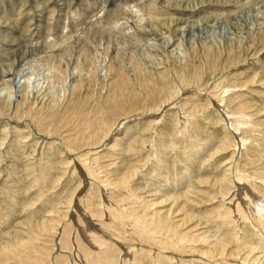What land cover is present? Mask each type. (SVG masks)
Returning <instances> with one entry per match:
<instances>
[{
    "label": "rangeland",
    "instance_id": "obj_1",
    "mask_svg": "<svg viewBox=\"0 0 264 264\" xmlns=\"http://www.w3.org/2000/svg\"><path fill=\"white\" fill-rule=\"evenodd\" d=\"M84 50L85 52H83ZM82 56L85 57V60H83ZM94 63L98 67H95L96 65ZM90 65L95 67V69L92 70L88 68ZM25 77H30V80L28 86H26L27 92L29 91L27 95L28 100H26L22 107V112L24 113H20L21 115L15 113L13 101L10 103L12 105H9L8 108L0 112V122H2L0 123V245L11 238L7 233L10 230L9 226L28 217V212L30 211L25 208V206L28 205L26 203L30 201L32 197H36L32 194L33 192L31 193L28 189L26 190L28 185L22 186L18 181L19 176L25 175V173L27 174V179H30V175L27 173L30 171V169H28L30 166H35V164L41 165L44 161L49 159L50 162H54L56 168L58 167L54 173L56 172L57 175L58 173L61 175L62 172H64V177L62 179L66 182V186L68 185L65 187L66 191L62 196L57 195L58 197H56V200L52 197L49 202L50 204H53L54 201L61 205L64 204L61 200L65 201L69 196L73 183L76 181V178L73 179L74 181L69 179V175H71L69 169L72 168L76 159L74 157L75 155L72 154L74 151L68 153L62 141L69 133L79 132L81 123L83 124L84 121L90 122L94 119L93 122L91 121V126L98 129L101 123L99 125H95V123L101 120H109V124L111 125L109 128L110 131H107V139L104 138V142L99 144L100 147L97 148V150L99 149L98 151L102 149V152L105 153L104 158H108V150L110 151V157L108 159L111 160H107L106 163L119 160L117 159V155H119L116 153L118 151L117 148L119 149L126 145L128 141L130 142L137 132L148 134V141L145 144V148L139 153L143 157L148 155L146 163L144 164L145 166H141L138 170V174L142 171L141 175H137V180H140L138 182H141L142 186L144 185L143 183L149 180V184L157 182L154 181V179H156L155 177L150 178L152 173L148 172L151 168L150 165H153V162L158 156L157 150L163 152V158L165 160L164 162L162 161L163 164L161 168H155V174L157 177L158 173L159 175L164 174L170 176L172 177L171 182L179 178V172L184 170L186 164L190 162L186 161V159L188 160L196 154L195 164H192L191 167L196 169L197 172L200 171L198 174L203 173L205 176L223 173L224 169L228 166L224 163V159H227L234 150L237 152L236 155L234 154L233 158L235 163L233 162V168H231V170L233 169L231 171L232 176H234L233 174L237 164L240 165V167L242 165V169L244 170H241L242 173L249 172L250 175L252 174V177L256 172H259L260 168L262 169L264 167V0H0V89L5 86L4 90L2 89L3 92H0V97H4L5 93L7 94L9 89H6V85H10L15 90V98L18 100V95L20 94L18 89L20 85L25 84ZM74 80L80 82V85L76 89L71 88V83ZM141 81H143L142 85L140 83ZM234 81L235 83H233ZM133 90L134 92H132ZM213 90L216 92L215 94ZM218 91L219 94L217 93ZM229 92L232 94L231 99H229L230 101L227 99V95H230ZM168 93L170 95H168ZM221 93H223L222 96L220 95ZM52 96L54 97L51 101L49 98ZM185 97L188 100H186ZM15 98L14 103L16 102ZM220 98L226 100V102H221L222 100ZM30 101H34L35 107L45 106L48 105L47 103L49 101H51V103L54 101L56 105L51 109V113L57 118L61 116L59 123L57 120H54V122L51 120L54 124L43 123L39 125L35 123L36 121H32V117L27 115L25 111L26 107L29 108V106L33 104ZM183 101H185V103ZM218 101L223 104L221 105ZM241 101L243 105L246 104L243 106V111L244 113L246 112V116L247 114L248 116L245 118V124H247L243 125L244 122L243 124L240 122L243 127L239 124L240 131H238L231 127L233 121L231 120L232 118H230L231 115L229 111H234L233 108H236V104ZM190 103H192V106ZM230 103H234V106ZM247 103L249 106H247ZM156 105H158V107ZM196 107L204 113L202 114L199 109L195 111ZM171 108L173 109L171 110ZM150 110L154 111L150 112ZM193 110L195 114H193ZM206 110L212 113L210 112L211 114L207 115L209 112ZM15 115L18 116L15 117ZM97 115H99V118H94ZM17 119L18 121H16ZM182 120H186L187 122L184 121V123ZM253 120L256 121H254L256 124H254ZM174 122H176L177 125ZM259 124V129L255 128L259 126ZM10 125H14L15 127H11ZM36 125L38 126L36 127ZM181 125H183V127ZM247 125L251 128L253 126V130ZM9 126L11 129H9ZM22 127L24 129H21ZM25 128L27 130H25ZM56 128H58V131ZM222 128L226 129V131L223 132L224 129L222 130ZM227 128H229V131L231 130L230 132L233 131L236 136L234 133L228 132ZM86 130L87 132H91L92 128L89 131L88 129ZM153 131L154 134H152ZM188 131H191V133ZM257 131L259 133L261 131L260 135ZM173 132H175V134ZM5 133L8 136H6ZM11 133L17 136L15 137V135ZM115 133L118 136L115 135ZM250 133L251 135H249ZM188 134L191 135L189 136ZM255 134L256 136H254ZM54 135H56V137H54ZM59 135L60 138H58ZM209 135L212 136V138L209 137ZM217 135L221 136L218 137ZM257 135H259V137ZM121 136L124 138H121ZM181 136L183 137L181 138ZM230 136L231 138H229ZM243 136L245 140L246 138L248 140H246L247 145H244L241 141V139L244 138ZM114 137H117V140L114 141ZM25 138L26 140L24 141L23 139ZM118 138L120 140H125L120 141ZM40 141L42 146L38 143ZM207 142H210L211 145ZM235 142L237 143L235 144ZM15 143L16 145H14ZM122 143L124 145H122ZM218 143L223 146L218 145ZM116 144H118V146H116L117 148L115 147ZM215 144L216 146L223 147V149L219 151L220 153L218 152L214 158L209 159L208 157L210 156L208 152L215 148ZM248 144L251 147L246 151V147H249ZM191 145H193V147ZM233 145L234 147H232ZM35 146L36 148H34ZM54 146L57 148L52 150L51 148H54ZM202 146H205V149L203 147V150H199ZM235 146H239L238 149H236L237 147L235 148ZM253 147L255 150L252 149ZM172 148L173 150L171 151ZM146 149L149 150V154L146 153ZM241 151H243V153ZM254 153L256 154L255 156ZM35 155L36 157H34ZM125 155V161L130 162L133 157L127 156V153ZM248 155H253V157L257 158H255L256 161H254L253 164H246L247 157L245 156ZM250 156H248V160L252 158V156L251 158ZM121 157L122 156H120V158ZM178 157L183 162L180 161ZM41 159L43 161H41ZM71 159L73 160L71 161ZM236 159L238 160L236 161ZM35 160H37L36 163ZM64 160L71 161L69 164L70 168H67L66 172L64 169L66 167ZM165 161H168L169 164H166ZM256 164L260 166L257 167ZM112 166H114V164ZM143 169H145L146 172H144L145 170ZM83 170V167L77 169V174L81 176L82 179L84 178L82 176ZM251 171H253V173ZM9 173H13V175ZM143 173L145 176L142 175ZM78 175L76 176L79 177ZM193 178L195 179V176H192V181L194 180ZM254 179L257 182L259 181L258 178H253V180ZM249 180L240 181L242 184L240 187L232 185L229 193L230 195L225 196V202L229 201L231 198H235L234 202L232 201L233 204L231 202L222 205L221 200L224 198L221 195H217L214 200L210 198L209 201L203 197L204 200L202 199L199 205L195 207V210L201 213L202 217L204 216L202 219L203 222L201 223L202 227L199 231L206 230V226L211 227V229L218 228L216 231L222 228V226H214L216 221H221L215 219L213 216H215L217 212H222L224 208L236 206V203L244 198L246 190H252V187H250L251 184H249L252 178ZM260 182L262 181H259V183ZM156 184L157 183H155V185ZM182 185H185V183ZM69 186H71V188ZM82 186L84 188L86 187L87 191L90 190V187L84 186L83 183L81 187ZM261 186H263V188ZM260 187L264 189V184H261ZM61 188H64V186L59 184L54 188L55 190L53 189V192H59ZM233 189L234 191H232ZM106 190L107 189H104V187L100 190V195L103 198H106V194L109 192H106ZM213 190L216 191L217 189L214 187ZM77 192L78 190H76V194ZM77 199L78 197H74V203H72L71 211L69 210V212L75 213L74 219L77 221H75L76 223H78V215L81 213L82 217H80L86 223V220L91 219L92 215L90 217V212L85 209L86 206L80 203L78 204ZM44 202L45 200L41 201L40 198L39 201L37 200V203L33 205V209L43 208L41 204ZM80 206H82V208H80ZM61 207L63 210H66V207L60 206V208ZM211 209H217L216 214L213 213L211 215L212 218L210 216ZM250 210H247V213H250V217L246 224V228L250 231L243 229V234L248 233L247 235H250L249 237H251V240L257 241L261 232H256L255 222L251 225L252 220L254 221L252 216L257 212L252 206ZM42 213L43 212H39V214ZM39 214H30V216H32L31 219H36V216ZM40 216L41 215L38 217ZM209 217L211 220L204 223L205 219ZM70 219H72V217ZM91 220H93L92 222L94 223L95 217H92ZM11 230V233L14 232ZM252 231L255 235L252 234ZM260 237L259 241L264 240L263 233ZM58 239L59 238H57L53 247V252L55 251V253L64 252V250L60 249V245H58ZM197 242H199V240H197ZM189 243L190 242H186L184 247L190 248L191 246ZM198 245L200 246V243H197L195 246L199 247ZM246 247L245 250L240 252L239 256H248L249 246L247 245ZM122 248L123 251L120 255V259L128 255L127 257L132 260V253L128 251V248L125 245H123ZM260 250L261 248L259 251ZM261 251L262 252L259 253L255 250L254 253L249 255L251 257H253L252 255L255 253L258 255L257 260L251 264L261 263L264 258V256L261 258V254L264 253V249ZM123 252L126 255H124ZM179 254L181 255V253H177V258H180ZM184 255L182 258L183 264H195L194 260L190 258L189 255ZM73 256L76 257V259ZM196 256V254H192V257L197 258ZM79 257L80 256L76 254V250H72V256H70V261L67 264H71V262L74 264V261H77L78 264H86L84 263V259L81 258V260ZM237 258L238 259L231 260L241 263L240 257ZM208 261H210L207 262L209 264L215 263L214 259ZM257 261L259 262L257 263ZM247 262L248 261H243V264L250 263ZM205 263L206 262H204V264ZM41 264L54 263L52 261H43Z\"/></svg>",
    "mask_w": 264,
    "mask_h": 264
},
{
    "label": "bare ground",
    "instance_id": "obj_2",
    "mask_svg": "<svg viewBox=\"0 0 264 264\" xmlns=\"http://www.w3.org/2000/svg\"><path fill=\"white\" fill-rule=\"evenodd\" d=\"M154 15H156V14H154ZM160 15H162V14H160ZM172 17H171V19H172ZM83 52H85V50ZM16 54H17V52H16ZM95 57H97V56H95ZM82 58H83V60H85L84 59L85 57L82 56ZM93 59H95V58H93ZM92 64H93V61H92ZM112 66H113V64H112ZM92 67L93 66L90 65L88 68L94 70L95 67H98V66L96 65L95 67H93V68ZM111 69H112V67H111ZM93 73H94V71H93ZM198 73H197V75H198ZM24 80H25V84L20 85V88L18 89V91L20 92V94L18 95V98H19L18 100L15 98V95H16L15 90L10 85H6L7 86L6 89H9V90L7 91V94L5 93L4 97H0V112H2L3 109L8 108L9 105H12L10 103L13 101V105L15 107L13 109H15V113H19V114L24 113V112H22V107H23V104L26 102V100H28L27 95H28L29 91L27 92L26 86H28L30 77H25ZM140 83L142 85L143 81H141ZM233 83H235V81ZM215 84H214V86H215ZM79 85H80V82L74 80L71 83V88L76 89V88H78ZM234 86H236V85H234ZM4 87L5 86H3V88L0 89V92H3L2 89L4 90ZM232 87H233V85H232ZM116 90H118V89H116ZM160 91H162V90H160ZM132 92H134V90ZM224 92H225V90H224ZM215 93L216 92L214 91V94ZM217 93L219 94V91ZM227 93H228V91H227ZM227 93H225V94H227ZM222 94L223 93H221L220 95L222 96ZM229 94H230V92H229ZM52 95H53V93H52ZM168 95H170V94L168 93ZM231 95L232 94H230L229 96L227 95L228 100L231 99V97H232ZM53 97L54 96L50 97L49 99L52 101ZM168 97H170V96H168ZM238 97H239V95H238ZM14 98L16 101L15 103H14ZM185 99H186V97H185ZM208 99H209V97H208ZM236 99L240 100L239 98H236ZM186 100H188V99H186ZM221 100H220L221 102H223V101L226 102V100H224V99H221ZM51 101H49L47 103L48 105L39 106V107H35L34 101L33 102L30 101L33 104H31V106H29V104H28L29 108L26 107V109H25L26 114L31 116L33 119L32 121H36L35 123H38L39 125H41L43 123L54 124L53 123L54 120H57V122L59 123L61 116L59 118H57V117H55V115H53L51 113L52 112L51 109L53 108V106L56 105V103L54 101H53V103H51ZM162 101H163V99H162ZM220 101H218V102H220ZM183 102L185 103V101H183ZM49 103H51V104H49ZM190 104L192 106V103H190ZM198 104H201V103H198ZM222 104L223 103H221V105ZM233 104H231V105H233ZM236 105H237L236 108L232 107L234 111H231V110L229 111L230 112L229 114L231 116L230 115H227V116H230V118H232L231 120L233 121V124H234V122L236 125L238 124L237 126L235 124L234 125L232 124L231 127L240 131L239 130V124H240V122H242V124L244 122L243 125L247 124V123L245 124V118L248 116V114L246 116V112L244 113V111H243V106H245L246 104L243 105V103L241 101V102H238ZM156 106L158 107V105H156ZM193 106H194V104H193ZM247 106H249L248 103H247ZM220 107H222V106H220ZM246 107H244V108L247 109ZM11 109H12V107H11ZM172 109L173 108H171V110ZM198 109L196 107L195 111H197ZM200 109H201V106H200ZM213 110H215V109H213ZM151 111H154V110H150V112ZM195 111L193 114H195ZM200 111L202 113V110H200ZM177 112H178V110H177ZM207 112H209L207 115H210L212 113L211 111H207ZM9 113H11V112H9ZM184 113H186V112H184ZM187 113H188V111H187ZM189 114H191V113H189ZM4 115H5V113H4ZM17 116L15 115V117H17ZM53 117H55V118H53ZM196 117H198V116H196ZM18 118L21 119L20 117H18ZM67 118H68V116H67ZM94 118L98 119L99 115H97ZM9 119H11V118H9ZM161 119H162V117H161ZM177 119H179V118H177ZM181 119H183V118H181ZM187 119H189V118H187ZM93 120L94 119H92L91 121L93 122ZM16 121H18V119ZM91 121L90 122L84 121L83 124L81 123V127L79 128V130H80L79 132L69 133L68 135H66L65 139L63 138L64 140L62 139L63 140L62 143L64 144L65 149L68 150L67 152L69 153V152L74 151V153H72V154L75 155L74 157L76 159V162L73 163L72 168L69 167L70 166L69 164L71 163V161L73 159H71V161L70 160H64L66 163V167L64 168L65 172H66L67 168L68 169L70 168L69 170H70L71 175H69V179L73 180L74 178H76L75 183H73L72 190H70L71 192L69 191L70 192L69 196L65 199V201L61 200V202L64 204L61 205L60 203H55V201L54 202L52 201L53 204L49 203L51 201L52 197L54 198V200H56V197L62 196L66 191L65 187L68 186V185L66 186V182L63 181V179H62L64 177V172H62L61 175H59V173L57 175L56 172L54 173V171H56V169L58 168V167L56 168V166L54 165V162H50L49 159H47V160L45 159L46 161H44L43 164H41V165L35 164V166H32V167L29 165L30 167L28 169H30V171L27 173L30 175V179H27L26 173H25V175L19 176V178H18V181L20 182L19 184L22 186L28 185L26 187V190L28 189V191H31V193L33 192L32 194H34L36 197H32V199L26 203L28 205H26L25 208L29 209V211H30V212H28V217H25V218L15 222V224H13L12 226H9L10 230L12 227V230L14 232L11 233L9 230L7 233H8V235L11 236V238H9V240L7 239L8 241H6L5 243L0 245V264H34V263H40L41 264V262H43V261H48V262L52 261L54 264H67L70 261V256H72V250H74V249L76 250L77 256H80L79 257L80 259L81 258L84 259V261H85L84 263H86V264H181V263L183 264L182 258H183L184 254L189 255L190 258H192L194 260L195 264H199V263L204 264V262H206L205 264H209V263H207V262H210L208 260H213V259L215 260L214 264H223V263L243 264V261H248L247 263L250 262L249 264H251L252 262L257 260L258 255H256V253L254 255H252L253 257H251L249 255L251 253H254L255 250H256V252L261 253L262 252L261 250L264 249V240H261L262 238L260 237L262 235V233L264 235V189H262L263 186H261L262 188L260 187L261 184L262 185L264 184V175H263L264 167L262 169L260 168L261 171L259 169H257V170H259V172L258 173L256 172L255 173L256 176L254 175L252 177L251 176L252 174L250 175L249 172L248 173H244V172L242 173L241 172V170H243L242 165L240 167V165H238L236 162L237 165H236V168L234 170V174H233L234 176H232L231 171L233 169L231 170V168H233V164L235 163L233 158H234V154L236 155V152H237L236 150H234L235 153L233 151V153H231L229 156L227 155L228 156L227 159H224V163L226 164V166L227 165L228 166L224 169L223 173L214 174L211 176H205V175H203V173L198 174L200 171L197 172L196 169H193L191 167L192 164H195V159H196V155H197L196 154V155L190 157L188 160L186 159V161H190V162L188 164H186V167L184 170L179 172L180 173L179 178H177L176 181L171 182L172 177L166 176L164 174L159 175V173H158V177H157L155 174L156 173L155 168L156 169L159 167L161 168V165L163 164V162L165 160L163 158V152L157 150L158 152L157 151L156 152H157L158 156L156 155L157 157H156L155 161L153 162V165H150L151 168L148 171V172L152 173L150 178L155 177L156 179H154V181H157V182H153L152 184H149L150 183L149 182L150 180H149L148 181L149 183L146 181V183H143L144 185L142 186L141 185L142 183L138 182L140 180H137L138 179L137 175H141L142 171L140 172V174H138V170L141 168V166H143L146 163V160L148 158L147 154H149V150L146 149L147 154H145V155H147V156H144V157L141 156V154H139V153H141V150L142 149L144 150V148H145V144L148 141V134H143L141 132H137L135 134V137H133V139L130 142L128 141V143L126 145H124L122 143V145H124V146L120 147L119 149L116 147V146H118V144H116L115 147L118 150L116 153L119 154V155H117L118 158H117V156H116V158L119 160H116L114 162L112 161V163H110V162L106 163V161L109 160L108 158L110 157V155H109L110 151L108 150V154H107L108 158H104L105 153L102 152V149H101V151H98L99 149L97 150V148L100 147L99 144H102L104 142V140H105L104 138H106L108 132L110 131L109 128H110L111 124H109V120H103V121L101 120V121H98L97 123H95V125H99L101 123L98 126V129H96V127L91 126V123H92ZM175 121H176V119H175ZM184 121H186V120H184ZM220 121H222V120H220ZM254 121L255 120H253V122ZM255 122H254V124H256ZM0 123H2V122H0ZM14 123H12V124H14ZM174 123H176V122H174ZM223 123H224V121H223ZM194 124H196V123H194ZM242 124H240V126H242ZM176 125H177V123H176ZM257 125H258V123H257ZM10 126H9V129H11V127H13L14 125H12L11 127ZM37 126L38 125H36V127ZM181 126L183 127V125H181ZM254 126H256V125H254ZM223 127H225V126H223ZM248 127H250V126H248ZM258 127H260V124H259V126L255 127V128H258ZM91 128H92V131L90 132L89 130H91ZM184 128H185V125H184ZM195 128H196V126H195ZM252 128H253V126H252ZM252 128L250 127V129H252ZM13 129H15V128H13ZM21 129H24V128L22 127ZM56 129L58 131V128H56ZM86 129H88L89 132H87ZM153 129H154V127H153ZM223 129L224 128H222V130ZM228 129L229 128H227V130ZM25 130H27V129L25 128ZM174 130H177V129H174ZM254 130H256V129H254ZM36 131H38V130H36ZM129 131H130V129H129ZM224 131H226V129H224L223 132ZM230 131L228 130V132H230ZM166 132H167V130H166ZM188 132L191 133V131H188ZM220 132H221V130H220ZM148 133H150V132H148ZM173 133L175 134V132H173ZM230 133H234V132L232 131ZM260 133H261V131H260ZM260 133H259V135H260ZM11 134L15 135V137L17 136L14 133H11ZM47 134H48V132H47ZM152 134H154V131ZM152 134H151V136H152ZM193 134H194V132H193ZM256 134L254 136H256ZM5 135H6V133H5ZM23 135H24V132H23ZM56 135H58V134H56ZM56 135H54V137H56ZM115 135H117V134L115 133ZM188 135H187V138H188ZM234 135L236 136L235 133H234ZM244 135H245V133H244ZM249 135H251V133ZM259 135H257V136L259 137ZM1 136H2V134H1ZM6 136H8V135H6ZM124 136H126V135H124ZM156 136H158V135H156ZM163 136H164V134H163ZM219 136H221V135H219ZM227 136H229V135H227ZM231 136L229 138H231ZM110 137H112V136H110ZM182 137L183 136H181V138ZM192 137H189V138H192ZM209 137L212 138V136H210V135H209ZM224 137H225V135H224ZM58 138H60V135ZM121 138H124V137L121 136ZM251 138H252V136H251ZM19 139H20V137H19ZM28 139L30 140L29 137H28ZM28 139H27V141H28ZM34 139H35V137H34ZM185 139H186V137H185ZM226 139H225V141H226ZM23 140L25 141L26 138ZM38 140H39V138H38ZM115 140H117V137H114V141ZM123 140H125V139H123ZM246 140H247V138H246ZM246 140H245V137L241 139V141L244 145L245 144L247 145L248 140L247 141ZM6 142H7V140H6ZM59 142H60V140H59ZM12 143H13V140H12ZM33 143H35V142H33ZM38 143L40 144L41 141ZM188 143L191 144L190 142H188ZM207 143L210 144V142H207ZM236 143L237 142H235V144ZM35 144H37V143H35ZM44 144H46V143H44ZM112 144H114V143H112ZM112 144H110V145H112ZM189 144H187V145H189ZM14 145H16V143ZM40 145L42 146V144H40ZM218 145H221V144L218 143ZM252 145H253V143H252ZM255 145H256V143H255ZM6 146H8V145H6ZM55 146H57V145H55ZM55 146H54V148H51V149L55 150V148L58 147V146L57 147H55ZM119 146H120V144H119ZM191 146L193 147V145H191ZM214 146H215V148L213 147L214 149L212 151L208 152V155L210 156V157H208L209 159L214 158L215 155L223 149V147H221L223 145L216 146V144H215ZM248 146H249V144H248ZM203 147L205 149V146H202L201 148H199V150H203ZM229 147H230V145H229ZM232 147H234V145ZM236 147L237 146H235V148ZM238 147L236 149H238ZM250 147L251 146L246 147V149H247L246 151H248V149H250ZM254 147L252 149H254ZM30 148H32V147H30ZM34 148H36V146ZM110 148H111V146H110ZM181 148H182V146H181ZM207 148H209V147H207ZM210 148H211V146H210ZM242 149H243V147H242ZM164 150H166V149H164ZM172 150H173V148L171 149V151ZM193 150H195V149H193ZM199 150H197V151H199ZM113 151H114V149H113ZM241 152L243 153V151H241ZM249 152H251V151H249ZM262 152H261V154L263 155ZM126 153H127V156L133 157L130 162H126L124 159V157L126 156L125 155ZM35 154H36V152H35ZM246 154H248V153H246ZM152 155H155V154H152ZM255 155L256 154L254 153V156ZM120 156H122V157L120 158ZM248 156H250V155H248ZM248 156H245V157H247L246 164L247 163L253 164V162L256 161V159H257L256 157H253V155H251L252 158L250 156L251 159L248 160V158H249ZM34 157H36V155ZM37 157H38V154H37ZM41 158H42V156H41ZM62 159H63V157H62ZM232 159H233V161H232ZM237 160L238 159H236V161ZM41 161H43V160L41 159ZM180 161H182V160L180 159ZM32 162H31V164L33 165ZM36 162H37V160H35V163ZM165 162H166V164H169L168 161H165ZM175 162H174V164H175ZM111 164L112 165L114 164V166H112ZM246 164H245V166H246ZM110 165H111V168H110ZM256 166H257V164H256ZM258 166H260V165H258ZM81 167H83V169H84L83 170L84 172H82V176L84 177L83 179L81 178V176H79L77 174V169H79ZM143 170H145V169H143ZM80 172H81V170H80ZM144 172H146V170ZM148 172H147V174H148ZM251 172L253 173V171H251ZM9 174H11V173H9ZM14 174H15V172H14ZM11 175H13V173ZM16 175H18V174H16ZM76 175H78L79 177H77ZM142 175H144V173ZM192 176H195V179L193 178L194 179L193 181L191 180ZM250 178H252V181L249 182V184H251L250 187H252L253 191L252 190H246L245 193L243 191L244 198H242V200H239L236 203V206H234V207L229 206L228 208H224V209H222V212L220 211L219 213L217 212V209H211L210 210V216L213 213L216 214V212H217V214L216 215L214 214L215 216H213V217H215V219H219L221 221V222L216 221L214 226L215 227L216 226H218V227L222 226V228L219 229V231H216L218 228L217 229H214V228L211 229V227L206 226L207 227V229L205 228L206 230L199 231L202 227L201 223L203 222L202 219L204 218V216L202 217L201 213H199L197 210H195V207H197L199 205V202L202 201L203 197H205L209 201L210 198H212L214 200V198H216L217 195H221L224 198L223 200H221L222 205L227 204V203H231L232 201L234 202L235 198H231L229 201L225 202V199H226L225 196L230 195L229 193L231 191L230 189H231L232 185H234L235 187H240V186H242L240 181H245L246 179L249 180ZM253 178H258L259 181H262L263 183L262 182L259 183V181L257 182L255 179L253 180ZM147 180H148V178H147ZM189 181H192V182H189ZM29 182H30V186H29ZM142 182H144V181H142ZM82 183L84 184V186L90 187V190L87 191L86 187L85 188L83 186L81 187ZM155 183H157V184L155 185ZM183 183H185V185H182ZM59 184L63 185L64 188H61V190L59 192H57V191L53 192V189L56 186H58ZM148 185H151V186H148ZM69 187L71 188V186H69ZM102 187H104V189H107L106 192L109 191L106 194L107 196L105 195L106 198L105 197L103 198L100 195V190L102 189ZM214 187L217 189L216 191L213 190ZM76 190H78L77 194H76ZM232 191H234V189ZM216 192H218V193H216ZM239 193H240V191H239ZM237 195H238V193H237ZM74 197H76V198L78 197V199H77L78 204L80 203L81 205L86 206L85 209H87L88 212H90V217H91V215H92V217H95L94 223L92 222L93 220H91L92 217H91V219H87L86 223H85L84 220L81 218L82 217L81 213H79L78 219H77L78 223H76L77 221L74 219L75 213L69 212V210L71 211L72 203H74L73 202ZM241 197H243V196H241ZM40 198H41V201L45 200V202L41 204V206L43 208H36V210L33 209V205L36 204L37 200L39 201ZM243 199H244V203H243ZM233 202H232V204H233ZM60 206L66 207V210H63L62 207L60 208ZM251 206L254 207L256 212H257L254 216H252L254 221L252 220L251 225H253V222H255L256 232L257 231L261 232V234L259 235V237L261 238L260 239L261 241H259V237H258L257 241H254L252 239L254 241L253 242L251 240V237H249L250 235L249 236L247 235L248 233L243 234V229H247L246 224L248 223L247 220H249V217H250L249 216L250 213H247V210H250ZM80 208H82V206H80ZM76 210H78V209H76ZM39 212H43V213L39 214ZM35 213L39 214L41 216L38 217L39 215H37L36 219H31L32 216H30V214L34 215ZM88 216H89V214H88ZM71 217H72V219H70ZM211 218H212V216H211ZM211 218L209 217V218L205 219L204 223L206 221L211 220ZM247 230H249V229H247ZM244 232H246V231H244ZM252 234H253V231H252ZM253 235H255V233ZM198 237H199V239H198ZM57 238H59L58 239V242H59L58 245H60V247H61L60 249L64 250V252H59V253H55V251L53 252V247L57 241ZM197 240H199V242H197ZM186 242H190L189 243V245L191 246L190 248L184 247V244ZM197 243H200V246L198 245L199 247L195 246V245H197ZM123 245H125L128 248V251L130 253H132V255L130 254L133 257L132 260H131V258L127 257L128 255L125 256V258L122 256L123 258L120 259V255L122 254V251H123V248H122ZM247 245L249 246L248 247L249 253L247 252L248 256H246V257H244L242 255L239 256L240 252L245 250V247ZM73 247H74V249H73ZM187 247H189V246H187ZM55 248H56V246H55ZM260 248H261V250L259 251ZM68 252H69V254H68ZM182 252H184V253H182ZM177 253H181V255L179 254L180 258H177V256H176ZM192 254H194V255L196 254L197 258H194L195 256L192 257ZM124 255H126V254L124 253ZM263 256H264V253L261 254V258ZM237 257H240L241 263L238 261L235 262V260L234 261L231 260V259H238ZM74 258L76 259V257H74ZM77 259H78V257H77ZM258 262L259 261H257V263ZM71 264H72V262H71ZM74 264H78L77 261H74ZM260 264H264V258L262 259Z\"/></svg>",
    "mask_w": 264,
    "mask_h": 264
}]
</instances>
